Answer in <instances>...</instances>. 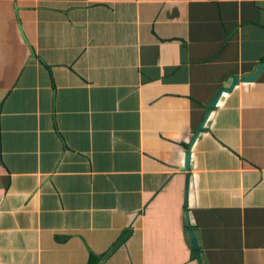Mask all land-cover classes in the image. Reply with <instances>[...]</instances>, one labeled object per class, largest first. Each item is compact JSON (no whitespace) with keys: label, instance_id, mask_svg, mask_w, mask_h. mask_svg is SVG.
<instances>
[{"label":"crops","instance_id":"1","mask_svg":"<svg viewBox=\"0 0 264 264\" xmlns=\"http://www.w3.org/2000/svg\"><path fill=\"white\" fill-rule=\"evenodd\" d=\"M263 62L264 0H0V264H264Z\"/></svg>","mask_w":264,"mask_h":264},{"label":"water","instance_id":"2","mask_svg":"<svg viewBox=\"0 0 264 264\" xmlns=\"http://www.w3.org/2000/svg\"><path fill=\"white\" fill-rule=\"evenodd\" d=\"M31 50L33 51L32 48H31ZM263 70H264V62L259 65V69L254 74L249 75V76H245L244 78H240L239 76L235 77L234 84H233V86L231 88H223V89H221L218 92V94L216 95L215 99L213 100V102L211 104L210 112H212L213 109H216L218 107V104H219L220 99L222 98L223 94L232 93L234 91V89L241 82H254L261 75ZM209 115H210V113H209ZM202 128H204V125L202 126ZM191 161H192V151L190 150L187 153V155H186V169H185L186 171H190V169H191ZM186 216H187V223H188V226H189L188 233L190 235V238H191V241H192V245H193L195 250H200L201 247L199 245V239H198V236H197V231H196V229H194L192 227V221H191V217H190V212L189 211L186 213Z\"/></svg>","mask_w":264,"mask_h":264},{"label":"trees","instance_id":"3","mask_svg":"<svg viewBox=\"0 0 264 264\" xmlns=\"http://www.w3.org/2000/svg\"><path fill=\"white\" fill-rule=\"evenodd\" d=\"M98 260L99 259L96 256L91 255V259H90L89 264H97Z\"/></svg>","mask_w":264,"mask_h":264}]
</instances>
